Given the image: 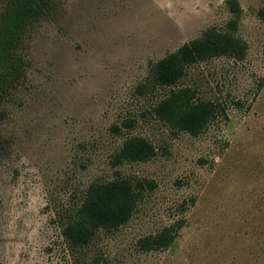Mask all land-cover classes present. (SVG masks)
<instances>
[{
	"label": "rangeland",
	"instance_id": "1",
	"mask_svg": "<svg viewBox=\"0 0 264 264\" xmlns=\"http://www.w3.org/2000/svg\"><path fill=\"white\" fill-rule=\"evenodd\" d=\"M209 28L242 52L185 67L174 87L217 103L191 134L155 116L170 87L151 69ZM18 52L0 97V264H264V0H50ZM135 136L153 155L117 161ZM115 178L136 186L131 217L72 245L87 188Z\"/></svg>",
	"mask_w": 264,
	"mask_h": 264
},
{
	"label": "trees",
	"instance_id": "2",
	"mask_svg": "<svg viewBox=\"0 0 264 264\" xmlns=\"http://www.w3.org/2000/svg\"><path fill=\"white\" fill-rule=\"evenodd\" d=\"M50 8V0H6L0 13V97L22 74V57L18 52L27 25ZM238 42L228 35H218L213 28L184 43L176 51L158 60L151 69L154 84L170 87L154 106L155 116L173 128L197 134L217 110V103L195 97L188 86L175 88L187 65L220 55L240 54ZM154 153L143 137L127 138L116 160L143 161ZM140 186V182L138 183ZM137 202L135 184L124 178L93 182L87 188L74 218L63 227L64 237L72 245L88 243L99 228L111 230L131 217Z\"/></svg>",
	"mask_w": 264,
	"mask_h": 264
}]
</instances>
